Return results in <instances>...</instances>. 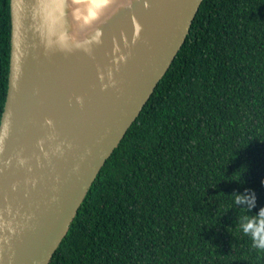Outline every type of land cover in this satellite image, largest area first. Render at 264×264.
I'll list each match as a JSON object with an SVG mask.
<instances>
[{
	"label": "trees",
	"instance_id": "1",
	"mask_svg": "<svg viewBox=\"0 0 264 264\" xmlns=\"http://www.w3.org/2000/svg\"><path fill=\"white\" fill-rule=\"evenodd\" d=\"M8 57L0 0V113ZM232 193L264 206V0H201L47 264H264Z\"/></svg>",
	"mask_w": 264,
	"mask_h": 264
},
{
	"label": "water",
	"instance_id": "2",
	"mask_svg": "<svg viewBox=\"0 0 264 264\" xmlns=\"http://www.w3.org/2000/svg\"><path fill=\"white\" fill-rule=\"evenodd\" d=\"M201 0H143L68 42V0H8L0 264H47L99 168L181 46Z\"/></svg>",
	"mask_w": 264,
	"mask_h": 264
},
{
	"label": "bare ground",
	"instance_id": "3",
	"mask_svg": "<svg viewBox=\"0 0 264 264\" xmlns=\"http://www.w3.org/2000/svg\"><path fill=\"white\" fill-rule=\"evenodd\" d=\"M143 0H68L69 17L73 22L70 31L64 34L68 42L87 43V38L100 31L112 33L114 22L123 13L126 18Z\"/></svg>",
	"mask_w": 264,
	"mask_h": 264
},
{
	"label": "clouds",
	"instance_id": "4",
	"mask_svg": "<svg viewBox=\"0 0 264 264\" xmlns=\"http://www.w3.org/2000/svg\"><path fill=\"white\" fill-rule=\"evenodd\" d=\"M230 195L234 197V205L239 206L237 209L243 208L245 210L242 217L237 216L236 225H239L241 231L250 237L253 247L264 251V206L256 214L250 215L248 210L255 205V196L251 193H232Z\"/></svg>",
	"mask_w": 264,
	"mask_h": 264
}]
</instances>
